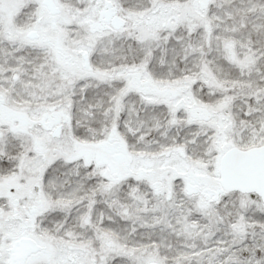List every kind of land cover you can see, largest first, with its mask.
Listing matches in <instances>:
<instances>
[{
	"label": "snow or ice",
	"instance_id": "snow-or-ice-1",
	"mask_svg": "<svg viewBox=\"0 0 264 264\" xmlns=\"http://www.w3.org/2000/svg\"><path fill=\"white\" fill-rule=\"evenodd\" d=\"M0 264H264V0H0Z\"/></svg>",
	"mask_w": 264,
	"mask_h": 264
}]
</instances>
